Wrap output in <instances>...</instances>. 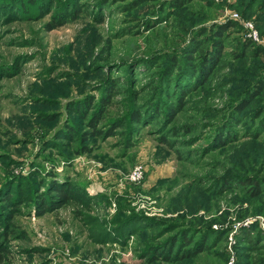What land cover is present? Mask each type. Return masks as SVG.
I'll list each match as a JSON object with an SVG mask.
<instances>
[{
  "label": "rangeland",
  "instance_id": "1",
  "mask_svg": "<svg viewBox=\"0 0 264 264\" xmlns=\"http://www.w3.org/2000/svg\"><path fill=\"white\" fill-rule=\"evenodd\" d=\"M170 1L0 0V264H264V91L234 108L264 69V0ZM227 22L222 57L169 117L163 66L201 28ZM243 42L252 47L236 59ZM111 87L96 125L109 132L81 139L71 108ZM135 107L142 124L129 121ZM222 133L233 140L218 147ZM248 176L263 185L256 197L236 186ZM51 181L76 197L37 215ZM6 194L17 197L2 204ZM169 241L196 255L177 260Z\"/></svg>",
  "mask_w": 264,
  "mask_h": 264
},
{
  "label": "trees",
  "instance_id": "2",
  "mask_svg": "<svg viewBox=\"0 0 264 264\" xmlns=\"http://www.w3.org/2000/svg\"><path fill=\"white\" fill-rule=\"evenodd\" d=\"M27 3H33L36 0H24ZM186 0H172L170 1L169 5L173 6L175 8L181 7L183 3H185ZM233 23L227 22L223 25H216L212 24L209 25L208 28H201L200 31L196 34L195 38H193L190 43L187 46H184L180 49V56L175 57L171 56L168 58L167 64L163 66V71L161 74H159V79L161 82H163L162 87L157 88L159 90L161 96H165L166 99H170L173 101V105H169L168 109H166V112L169 113V117L173 115L174 111L180 110L183 95L185 93L186 87H194L195 84H200L202 80H204L209 73L214 69L215 64L219 59L222 57V51H223V43H224V31L228 28H231ZM252 47V45L249 42H243L240 44V46H235L236 51L232 53L233 57L238 59L240 56H244L249 54L248 50ZM256 50V51H255ZM255 52H260L257 50V48L254 47ZM253 51V52H254ZM252 52V53H253ZM183 72V73H182ZM187 75L186 77L189 78V80L185 83L186 85L181 84L179 86H176L178 82H175V79L179 78L181 75ZM179 80V79H178ZM170 86L173 87V94L172 96L169 95ZM166 87V89H165ZM113 89L115 87H111L106 90V94H104L103 98H101L95 105L89 103L88 101L83 102L79 106H75L71 108L75 111V113H78L82 120L84 121V126L86 130L82 133H80V138L83 140H87L89 136H96L100 137L105 132H109V130L102 132L101 130H98L96 128L97 123L101 119V113L103 112L105 106L109 104L110 99L109 96L113 95ZM175 91V92H174ZM264 91V69L260 73L259 76L255 78V81L250 85V87L246 88L241 98L238 101V104H236L235 110L238 113H241L242 109H244L249 103H251L253 100L256 99V97L261 96V93ZM171 104V103H170ZM86 109V110H85ZM85 110V111H84ZM90 110V114L88 116L86 113ZM150 112L153 114H159L160 108L154 104L149 109ZM236 112V113H237ZM262 114V117L260 120L256 123V129H261L264 131V109L260 111L257 115ZM146 114L141 111L139 108H134L129 113V121L131 123H138L142 124V122L145 120ZM232 118H236L235 116H232ZM235 122V121H234ZM122 122H119L117 125H114L112 128L119 127ZM187 128V127H184ZM67 132V135L71 134V131L66 128L65 130ZM112 132V131H111ZM223 134V133H222ZM217 134L214 138L215 143L217 146L221 147L225 145L226 140H233L232 136L226 135V134ZM255 133H250L252 136ZM257 135V134H256ZM255 135V136H256ZM254 136V137H255ZM264 140V138H263ZM167 143V142H163ZM168 144V143H167ZM82 152H87V148H82ZM236 186L240 187L241 189H244L249 194L250 197H256L261 192V188L263 185L261 183H257L256 179L253 177H244L240 183H237ZM46 189L42 194H38L36 196V199L34 200L35 207H36V214L42 215L47 210L51 208H58L61 207L62 204L66 203L69 199L75 198V194L72 192L71 189H69L68 184H56L55 182L51 181L48 182V184L45 186ZM16 195L10 196L6 194L2 199V204L11 203L13 200L16 199ZM244 234H241V239L245 240V242H248V245L252 247V245L258 244L259 237H255L251 229H246ZM5 235H2V239H4ZM184 241L182 240V243ZM170 244V245H169ZM188 244V243H187ZM165 245H169V252H166V254H169L170 251L173 252L172 255L174 258L178 259H184L185 257H194L196 255V252L194 250L186 249L185 252L181 253L176 248V242L169 241ZM175 247V248H174ZM174 248V249H173ZM203 248V247H201ZM254 249V248H253ZM194 251V252H193ZM5 250L3 247L0 246V263L3 261ZM160 253V254H159ZM164 254V249L161 252L155 251L152 255L153 259L155 257H161ZM169 256L167 259L169 260Z\"/></svg>",
  "mask_w": 264,
  "mask_h": 264
},
{
  "label": "built area",
  "instance_id": "3",
  "mask_svg": "<svg viewBox=\"0 0 264 264\" xmlns=\"http://www.w3.org/2000/svg\"><path fill=\"white\" fill-rule=\"evenodd\" d=\"M141 170L139 166L133 167L129 173H128V178L131 181H137L141 177Z\"/></svg>",
  "mask_w": 264,
  "mask_h": 264
}]
</instances>
